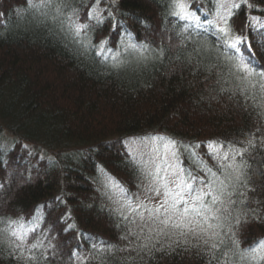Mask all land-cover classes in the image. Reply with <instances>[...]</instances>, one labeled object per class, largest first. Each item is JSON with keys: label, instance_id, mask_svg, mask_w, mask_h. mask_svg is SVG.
<instances>
[{"label": "trees", "instance_id": "1", "mask_svg": "<svg viewBox=\"0 0 264 264\" xmlns=\"http://www.w3.org/2000/svg\"><path fill=\"white\" fill-rule=\"evenodd\" d=\"M180 2L184 18L177 0H0V264H264V80L237 70L250 44L264 71V0ZM168 140L198 182L250 176L213 222L218 261L134 210L162 200L148 173Z\"/></svg>", "mask_w": 264, "mask_h": 264}, {"label": "snow or ice", "instance_id": "2", "mask_svg": "<svg viewBox=\"0 0 264 264\" xmlns=\"http://www.w3.org/2000/svg\"><path fill=\"white\" fill-rule=\"evenodd\" d=\"M97 3H99V0H97ZM175 6L181 10L175 14L184 18L182 15L184 10L183 3L177 0ZM237 6L235 4L232 5L233 8ZM89 18H95L93 13H89ZM220 19L227 25V17L221 16ZM87 27L88 25L76 24L69 18L68 30L74 38L79 37L81 31ZM218 31L227 35V28H219ZM229 47L233 49L238 48L237 43H232ZM247 48L249 55L246 60L242 58V63L237 67V70L244 74L242 79L259 76L264 80V71L257 72L256 65L253 63L256 59V54L251 51L250 44ZM261 54L264 55V52ZM260 87L264 88V84H261ZM158 139L161 141L165 140L163 137H159ZM248 143L250 146H254L253 141L250 140ZM175 146V141L168 140L164 144L165 155L159 157V163H156L154 170L148 173L151 177V184L156 185L149 187L148 191L154 193L157 197H162V200L155 209L148 210L149 215L147 219L155 225L158 235L171 238L172 231H174L178 238L173 243L177 246L190 245L196 247L197 245L191 244L189 237L193 240H201L203 237L202 243L213 252L212 259L218 261L219 258L214 253L219 250L217 243L219 233L215 229L222 227V225L213 222L220 221L224 217L225 212L231 215V205L237 203L236 200L232 199L234 195L238 194L244 197V199L240 200L241 204L247 202L246 194L244 192L237 193L235 187L242 185L248 191H254V189L248 187L250 176L240 165L221 164L218 170L223 175V180H218L216 173L208 169V175L211 176V179L198 182L199 178L191 172L185 173L184 169H178L175 164L169 163V156L171 159L176 158ZM221 147L223 146L217 145L216 142L209 143L210 154L224 161L229 160L230 157L234 161L236 156L243 157L247 152V148L238 150L232 146L228 152H224L221 156ZM254 212L255 210H248V213L254 214ZM248 213H245V215ZM140 218L141 220L145 219L143 214H141ZM237 223H239V220H237ZM169 229L172 231H167ZM31 231H35V229ZM27 235L28 232L23 230L22 226L19 233L16 231L12 232V236L20 244L26 242ZM210 241L212 242L209 243ZM17 246L19 247V245ZM35 247L37 245L33 244L32 248ZM258 250V248L251 249L253 253ZM28 259L34 258L29 256ZM261 259L264 260V257H261Z\"/></svg>", "mask_w": 264, "mask_h": 264}, {"label": "rangeland", "instance_id": "3", "mask_svg": "<svg viewBox=\"0 0 264 264\" xmlns=\"http://www.w3.org/2000/svg\"><path fill=\"white\" fill-rule=\"evenodd\" d=\"M141 205H143L141 207ZM158 206V201L157 200H153V201H148V202H140L138 204H135L134 206V210L136 209L137 211H139L140 213L145 212L146 210L150 209V208H156Z\"/></svg>", "mask_w": 264, "mask_h": 264}]
</instances>
